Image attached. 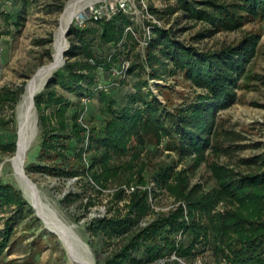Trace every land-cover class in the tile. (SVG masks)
Instances as JSON below:
<instances>
[{"label":"trees","instance_id":"obj_1","mask_svg":"<svg viewBox=\"0 0 264 264\" xmlns=\"http://www.w3.org/2000/svg\"><path fill=\"white\" fill-rule=\"evenodd\" d=\"M167 1H173L175 7H167V11L150 7L151 14L182 12L187 19L204 21L217 31L239 29L264 16V0ZM65 3L56 7L57 14L64 13ZM6 5L13 11L7 12ZM27 5L28 0H3L0 16L20 30ZM129 10L128 5L111 19L90 18L83 25L76 21L71 25L65 65L35 97L41 152L48 161L37 170L89 179L85 188H98L100 193L114 187L113 200L126 202L125 213L106 215L91 227L104 248L111 247L99 264H160L172 255L177 257L173 264H190L209 250L216 257L215 264H264V168L238 177L230 169L214 165L217 186L204 194L196 188L189 190L186 177L174 173L171 166L158 167L146 176L147 166L141 159L147 144L159 147L166 141L168 151L180 156L194 153L200 163L211 144L215 111L233 104L234 90L246 75L254 43L204 53L178 41L174 30L153 23L150 32L146 30L140 37ZM53 43L51 33L47 44ZM141 46L134 58L133 51ZM53 56L55 48L50 46L46 57L52 62ZM158 63L164 72L170 68L171 75L183 77L206 93L185 110H169L151 90L146 91L149 70L153 80L160 76ZM129 85L131 90L121 96L122 88ZM26 87L23 83L0 91V106L10 110L11 124ZM58 88L79 97V104L83 98L97 100L100 125L80 122L77 112L70 117L74 103L60 95ZM17 140L16 135L11 142H0L1 151L15 154ZM151 184L155 190L149 189ZM162 190L182 205L156 214L143 226L156 213L151 198ZM220 205L224 208L218 211ZM26 214L32 217L31 223L40 222L21 191L0 182V258L15 244V224ZM96 256L100 257L97 251Z\"/></svg>","mask_w":264,"mask_h":264},{"label":"rangeland","instance_id":"obj_2","mask_svg":"<svg viewBox=\"0 0 264 264\" xmlns=\"http://www.w3.org/2000/svg\"><path fill=\"white\" fill-rule=\"evenodd\" d=\"M70 1L28 0V5L25 8V21L20 30L0 16V43L3 47V51L0 52V91L5 88L16 89L23 83L28 84L40 69L53 63L46 57V50L50 46L55 48V35L62 16V13H56V7L66 2L65 8H67ZM231 1L229 0V2ZM118 3H125L131 7L128 13L131 14L133 21L138 26L140 37L148 30L149 24L153 23L174 30L178 41L204 53L220 52L228 48H238L248 42L254 43L253 50L246 62V75L238 82L234 90L236 96L233 104L226 109L215 111L214 124L209 135L211 144L206 149L200 163L197 162L198 157L194 153L180 156L168 151L166 141L159 147L147 144L144 151L141 152V159L147 166L145 175L150 177L154 169L171 166L174 168V173H181L186 177L189 190L196 188L198 193L206 194L217 186L212 169L214 165L228 168L237 176L239 175L238 177L263 169L264 16L245 22L244 26L239 29L217 31L204 21L187 19L182 12L151 14L152 12L149 10L150 7H154L159 11H167V7H175L173 1L101 0L89 7L75 21L90 17V13L96 9L107 13L113 8L116 9ZM12 9L8 5L5 7L7 12H12ZM210 30H212V34H209ZM9 31L11 34H8ZM51 33L54 34L52 45L47 44ZM141 50L142 46L133 51L134 58L138 57ZM42 63H44L43 66H41ZM156 69L161 71L160 76L153 80L150 75L151 70H149L147 74L149 84L146 91L151 90L171 111L187 109L195 103L199 96L206 93L205 90L198 89L191 82L185 81L183 77L171 75L168 72L170 68L165 69L166 72H164L158 63ZM129 90H131V85L123 87L121 96H124ZM58 93L66 95L73 101L74 107L69 111L70 117L77 112L80 122L100 125L102 116L97 100L89 101L88 98H83L79 104L80 98L74 94L69 95L61 88H58ZM22 98L23 95L19 104ZM18 107L15 123L11 124L9 123L10 110L0 106V142L3 144L11 142L19 134ZM50 112L51 110L48 111V113ZM35 126L36 132L24 160V170L27 177L35 184V190L44 203L70 228L77 240L75 249L78 259L68 253L59 236L45 226L32 206L31 200L23 188L22 180L12 163V158L17 152L13 155L4 154L0 149V182L13 185L21 191L23 198L40 220L38 223H31L32 217L26 214L23 220L21 219L15 224L16 234L12 239L15 244L9 252L0 258V264H82L80 259H90L92 262L94 261V264H99L100 259L105 258L111 247L104 248L99 237L94 236L91 227L94 222L106 215L125 213L126 202L116 203L113 200L114 187L100 193L98 188L91 186L85 188L86 184L91 183L89 179L49 175L37 170L38 167L48 163L41 152L42 135L37 108L35 110ZM149 189L155 190L154 184H151ZM89 199L92 200V206H90ZM150 203L156 213L148 216L143 226L155 219L156 214L169 213L182 205L165 190L154 194ZM223 208L224 206L220 205L218 211ZM3 227L4 224L1 225V228ZM96 251L100 254L99 258L96 256ZM175 259L177 257L172 255L171 258L162 260L160 264H173L171 261ZM180 263L186 264L183 261ZM215 263L216 257L209 250L190 264Z\"/></svg>","mask_w":264,"mask_h":264},{"label":"bare ground","instance_id":"obj_3","mask_svg":"<svg viewBox=\"0 0 264 264\" xmlns=\"http://www.w3.org/2000/svg\"><path fill=\"white\" fill-rule=\"evenodd\" d=\"M101 0H71L62 14L59 28L55 35V60L50 65L56 66L55 69L43 67L39 74L35 76L26 87L21 103L19 104L17 114L19 120V145L16 155L12 158L15 170L20 176L23 188L26 191L28 198L31 200L32 206L35 208L38 216L44 222L45 226L53 233L57 234L67 249L68 253L77 258L76 254V238L70 231V228L59 219L58 216L50 210L44 203L40 195L35 190V184L27 177L24 170V160L32 144V138L36 132L35 126V97L39 94L54 72L63 67L65 61V48L67 47L68 38L66 33L74 23L75 19L81 14H84L89 7ZM103 1V0H102ZM35 140V139H34ZM90 258V257H89ZM78 259V258H77ZM80 259V258H79ZM82 264H94L90 259H80Z\"/></svg>","mask_w":264,"mask_h":264},{"label":"built area","instance_id":"obj_4","mask_svg":"<svg viewBox=\"0 0 264 264\" xmlns=\"http://www.w3.org/2000/svg\"><path fill=\"white\" fill-rule=\"evenodd\" d=\"M127 7H128V5L127 4H125V3H118V5H117V8L116 9H112L111 11H108L107 13H102V11H100L99 9H96V10H94V12H92V13H90L91 15H90V17H87V18H83L82 20H78L77 21V23L79 24V25H83V23L86 21V20H88V19H90V18H96V19H102V18H108V19H111L112 17H113V15H115L116 14V12L120 9H122V10H126L127 9ZM150 32V30H148V33ZM0 51L2 52L3 51V47L2 46H0ZM128 192H130L129 190H128Z\"/></svg>","mask_w":264,"mask_h":264},{"label":"water","instance_id":"obj_5","mask_svg":"<svg viewBox=\"0 0 264 264\" xmlns=\"http://www.w3.org/2000/svg\"><path fill=\"white\" fill-rule=\"evenodd\" d=\"M66 11V8H65V10H64V12ZM73 24V23H72ZM71 28V27H70ZM70 28H69V30H70ZM69 30H68V32H69ZM68 32L66 33V35L68 34ZM69 48H70V43L69 42H67V47L65 48V53L69 50ZM53 58H54V60H55V56H53ZM64 65H65V61H64ZM63 65V66H64ZM55 67L56 66H54V65H49V66H47V68H51V69H55ZM41 70V69H40ZM40 70L36 73V75L35 76H37L38 74H39V72H40ZM50 79H51V77L49 78V80L47 81V83L50 81ZM47 83L45 84V86L47 85ZM34 106L36 107V105H35V101H34ZM18 145H19V141L17 142V148H18Z\"/></svg>","mask_w":264,"mask_h":264}]
</instances>
